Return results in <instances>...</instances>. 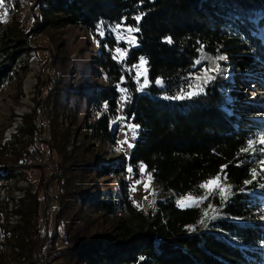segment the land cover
<instances>
[{
  "label": "trees",
  "instance_id": "obj_1",
  "mask_svg": "<svg viewBox=\"0 0 264 264\" xmlns=\"http://www.w3.org/2000/svg\"><path fill=\"white\" fill-rule=\"evenodd\" d=\"M17 1L5 0L12 7ZM33 13L37 14L34 31L66 26L91 35L97 29L105 31L96 58H91L106 82L88 84L81 92L71 83L55 85L45 96L46 107L51 104L57 112L67 109L68 105L58 102L64 94L67 100L76 96L85 108L95 110V121L86 126L82 142L71 143L79 128L74 132L59 129L57 113L48 115L41 125L35 106L9 122L12 126L15 117L19 118L9 137L4 142L0 139V182L15 179L16 172L26 178L34 170L40 172L41 179L26 178L28 187L16 207L21 220L17 226L3 222L5 212L0 203V252L4 250L0 264L9 254L17 262L12 264H43L40 254L45 248L47 261L60 264H261L264 230L248 219L252 210L258 209L257 189L261 186L251 170L259 171L264 153L240 152L252 134L246 124L249 118L242 121L236 117L241 110L225 98L228 84L217 76L198 95L174 97L191 83V68L201 49L208 55L230 58L248 73L264 71V44L253 33L264 27V0H34ZM138 15L139 22L135 19ZM117 24L139 29L133 33L137 45L124 59L116 52L115 37L107 33L106 27ZM29 35L18 18L13 16L9 24L0 20V59L11 62L19 52L27 53ZM142 57L147 67L137 81L134 67ZM120 91L127 97L123 117L139 126V137L128 160L122 156L104 162L93 147L99 142H115L117 126L112 129V122L119 110ZM239 95L233 93L232 98ZM69 122L77 124L75 118ZM42 132L50 137L48 151L53 150L58 161L53 208L56 225L47 240L39 221L43 212L39 182L51 154L39 146L44 140L38 142L37 135ZM141 164L154 170L153 181L164 191L196 195L203 192L197 186L205 178L227 165L224 184L232 186V195L223 202L214 195L199 207L187 209L163 198L142 212L129 199L125 179L121 178L117 196L98 188L101 176L124 174L128 166L137 173ZM246 180L252 182L245 184ZM208 204L218 212L214 214ZM205 209L215 219L201 223ZM92 213L101 219L111 217L113 227L96 232ZM89 234L92 236L87 237Z\"/></svg>",
  "mask_w": 264,
  "mask_h": 264
},
{
  "label": "rangeland",
  "instance_id": "obj_2",
  "mask_svg": "<svg viewBox=\"0 0 264 264\" xmlns=\"http://www.w3.org/2000/svg\"><path fill=\"white\" fill-rule=\"evenodd\" d=\"M33 1L34 0H18L14 7L10 6V3L5 2L4 7H0V17L4 15L5 9H7V16L2 20L4 23L9 24L12 21L13 16L19 19L20 24L26 31H29V48L30 50L27 53L19 52L15 57V60L8 62L5 58L0 59V139L4 142L5 138L9 137L15 128L16 123L19 122V118L15 117L16 120L12 126L9 125L11 119L14 115L28 114L32 106L37 107L38 115L37 120L42 125L48 117V115L56 114L58 115V125H62L59 129L67 128L69 132H74L75 127L78 126V132L72 134L71 143L77 141L78 143L82 142V134L85 132L86 126L89 122L95 121L96 113L95 110H88L85 108L84 103L78 97H70L69 100L60 96L59 103L63 107L67 106V109H61L60 111H54L53 106L50 104L46 107L45 96L48 93V90L55 85L57 87L73 86L75 89L81 92L83 88L88 84L94 85H103L106 81L104 76L101 74L100 67L92 62L93 57L96 58V51L99 45V41L103 38L104 34L100 33L105 31L97 29L95 34H90V32L83 29H79L75 26H66L58 29H45L34 31V26L37 23V17L33 13ZM14 2H12L13 4ZM10 6V7H9ZM10 8V9H9ZM8 9L10 11H8ZM261 13L258 11L257 16H260ZM257 20V18H256ZM255 20V22H257ZM106 27V26H105ZM128 26H121L119 29L116 28V25H110L107 28V33H110L115 37L116 46L115 49L120 48L125 52V55L121 58L124 59L128 50L131 47H136V42L129 43V37L134 36L132 32L129 34L126 31ZM253 33L260 38L264 44V27L258 28L257 31ZM123 35L124 39H119ZM135 37V36H134ZM137 39V38H136ZM219 57L208 55L204 50H199V55L196 61L200 63H195V66L191 68V83H201L198 79L199 76H202L203 69L205 68H214L217 64L219 65V72H211L209 75L216 76L221 82H226L228 84L225 87L224 95L225 98L233 103L236 109L241 110L237 112L236 117L249 118L246 124L248 129L252 134L248 135L249 140L254 142V146H257V149L262 147V145L255 143L258 137L264 134V71L256 70L252 73H248L237 64H233L230 61V58L225 57L224 60L216 59ZM143 58V57H142ZM92 59V60H91ZM144 59V58H143ZM145 60V59H144ZM141 58L134 67L135 80L139 81L144 75H140L141 72L145 74L146 64H140ZM215 61V63H213ZM67 70H65V69ZM91 79V80H90ZM60 81V82H59ZM210 83V82H209ZM208 83V84H209ZM207 84V85H208ZM22 85V86H21ZM207 85H204L207 86ZM183 90H189L183 88ZM233 90V91H232ZM121 92V91H120ZM240 93V95L235 99L232 98L233 93ZM181 94V91H180ZM178 94V95H180ZM83 96V95H81ZM123 93L118 102V113L116 118L113 120L112 129L117 126L115 142L110 144H101V142L94 145L93 150L96 152V156L105 161H118L122 156L127 160L129 154L134 145L135 140L138 136V128H136V135L133 136L130 125H136L135 122L126 120L122 114L123 106ZM236 96V95H235ZM258 104V108H255V105ZM81 107V109H80ZM79 109V110H78ZM254 110H259L260 113H253ZM253 113V114H251ZM75 118L77 124L71 125L69 120ZM63 127V128H62ZM43 133V132H42ZM78 133V134H77ZM49 136L45 132L43 134L37 135L38 142L43 139V143L39 144L40 148H44L47 153L51 154L50 160L47 161L48 167L44 170V176L41 183L42 190L40 191V196L42 204V213L40 214V222L42 221V233H44L45 240H47V234L52 233L55 227L54 217H55V200L54 197L57 194V186L55 178L58 174V161L53 153V150L48 151ZM122 143L123 141H125ZM68 146V150L71 149ZM73 144V143H72ZM131 145V147H129ZM258 151H253L255 154ZM2 155L0 156L1 160ZM128 166L126 173L115 176H101L97 182L98 188L107 192L111 191L118 195L119 183L125 179V182L128 186L129 199L132 204L140 209L142 212H146L149 209L155 207L156 201L163 198L173 199L176 205L177 200H179L185 194H176L175 191L167 192L162 189V187L155 183L152 179L150 189H145L144 183L146 182V173L140 171V168L137 173L132 169L130 171ZM16 178L10 180L5 179L0 182V203L1 207L4 208L3 213V222H6L9 225L17 226L21 220L18 210L16 209L18 204V199L23 198L24 189L28 187L29 181H37L40 178V172L34 170L26 174L27 181L23 176L21 177L18 172L15 173ZM92 179L94 177L92 176ZM258 183H260L259 189L257 191L259 202L257 205V210H252L251 218L248 221L251 224H260L264 230V171H257L256 178ZM140 181V183H137ZM224 183V179H222ZM135 189V190H133ZM151 193V194H150ZM187 194V193H186ZM193 196L202 195L203 192L196 195V193H191ZM18 196H20L18 198ZM17 197V198H16ZM147 197V199H145ZM149 201H152L149 204ZM254 201V200H253ZM255 204V203H254ZM252 205L253 208L255 207ZM187 209L189 207H180ZM17 211V212H16ZM91 216V214H90ZM118 216H125L123 213H119ZM95 220L96 232L107 231L109 228L113 227L114 221L111 217L99 218L96 214L92 213V217ZM91 234H94L91 232ZM91 234L87 237L92 236ZM43 240V241H45ZM61 240H58L56 243L57 248L61 247ZM260 247L263 249L264 253V241L261 243ZM48 249L41 251V260L43 264H60L57 261L48 262L46 259ZM4 250L0 252V256H3ZM10 255V254H9ZM7 255L2 258L1 261L3 264H12L17 263L15 260H12V255ZM264 258V254H263ZM261 264H264V260Z\"/></svg>",
  "mask_w": 264,
  "mask_h": 264
},
{
  "label": "snow or ice",
  "instance_id": "obj_3",
  "mask_svg": "<svg viewBox=\"0 0 264 264\" xmlns=\"http://www.w3.org/2000/svg\"><path fill=\"white\" fill-rule=\"evenodd\" d=\"M5 6V0H0V7H4ZM7 16V9H5L4 15L2 17H0V19H4ZM136 21L139 22L141 20V16H136L135 17ZM122 25L117 24L116 28L119 29ZM99 27V26H98ZM138 28H133L131 26L126 28V31L131 34L134 31H138ZM101 35H103L104 33L101 32ZM119 39H124V36L121 35L119 37ZM136 42V37L134 36H130L129 37V43H135ZM171 42V41H169ZM117 54L122 58L125 55V52L123 50H121L120 48L116 49ZM115 58V57H114ZM216 59L218 60H224L225 57L223 56H219ZM195 63H200V61H196ZM213 63H215V61H213ZM141 65L146 64V61L141 58L140 61ZM195 66V65H194ZM220 68L219 65L217 64L214 68H205L203 69V75L199 76L198 79L201 81V83H189L188 84V89L187 91L185 90H181V94L177 97H174L175 99H185V98H190L192 96L198 95L199 93H202L204 91V85H207L210 81L215 79V76L209 75V73L211 72H219ZM140 75H144L143 72L140 73ZM157 84L162 83V81L157 80L156 81ZM147 81L145 80V85L146 86ZM122 91H126L123 90ZM127 99V97H122V101ZM130 129L132 130V134L133 136L136 135V128H138V125H130L129 126ZM126 142L123 141L122 143ZM255 143H258L260 145H262V147H260L259 149H254L253 144L254 142L252 140H248L247 141V145L246 147H242L240 149V152H249V151H259L261 153H264V134L260 135L258 137V139L255 141ZM129 147H131V145H129ZM259 164L261 165V171H264V158L259 160ZM140 171L143 173H146V182L144 183V187L145 189H150L151 186V181L153 179L152 177V171H148L146 169V166L141 164L140 166ZM227 167V165H222L220 168V171L217 172L215 175H211L207 178H205L197 187L199 189L203 190V194L202 195H198V196H193L191 193H187L184 196H182L179 200H177V204L180 207H199L200 204H202L205 200H208L211 196L214 195H218L221 199V201H227L229 199V197L232 195V186L230 184H224L222 182V179L226 180L227 176L224 173V169ZM131 171V169H130ZM252 172V177L253 179L256 178L257 175V171L255 168H253L251 170ZM252 181L251 180H246L244 181L245 184H250ZM137 183H140V181H137ZM135 190V189H133ZM241 191H243V189H241ZM151 194V193H150ZM145 199H147V197H145ZM152 201H149V204H151ZM208 209H212V212L214 214H216L218 212V210L214 207V205L212 204H208L207 206ZM203 217L204 219H202L200 222L201 223H206L207 219H215V215L209 216V213L207 211V209L204 210L203 213ZM262 219H264V217H261Z\"/></svg>",
  "mask_w": 264,
  "mask_h": 264
},
{
  "label": "bare ground",
  "instance_id": "obj_4",
  "mask_svg": "<svg viewBox=\"0 0 264 264\" xmlns=\"http://www.w3.org/2000/svg\"><path fill=\"white\" fill-rule=\"evenodd\" d=\"M261 15V14H260ZM258 17H260V16H258ZM203 50V49H202Z\"/></svg>",
  "mask_w": 264,
  "mask_h": 264
},
{
  "label": "built area",
  "instance_id": "obj_5",
  "mask_svg": "<svg viewBox=\"0 0 264 264\" xmlns=\"http://www.w3.org/2000/svg\"><path fill=\"white\" fill-rule=\"evenodd\" d=\"M20 196H18V198H19ZM17 198V197H16Z\"/></svg>",
  "mask_w": 264,
  "mask_h": 264
},
{
  "label": "water",
  "instance_id": "obj_6",
  "mask_svg": "<svg viewBox=\"0 0 264 264\" xmlns=\"http://www.w3.org/2000/svg\"><path fill=\"white\" fill-rule=\"evenodd\" d=\"M204 50V49H203ZM204 52H205V50H204Z\"/></svg>",
  "mask_w": 264,
  "mask_h": 264
}]
</instances>
